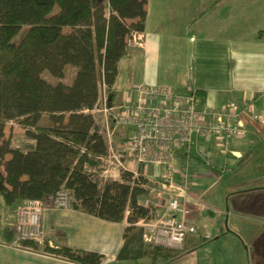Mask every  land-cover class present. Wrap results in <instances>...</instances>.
<instances>
[{"label":"crops","instance_id":"crops-1","mask_svg":"<svg viewBox=\"0 0 264 264\" xmlns=\"http://www.w3.org/2000/svg\"><path fill=\"white\" fill-rule=\"evenodd\" d=\"M145 1L142 44L128 49L118 64L113 105L135 99L141 86L167 87L203 92L205 102L200 105L216 110L230 102H253L264 121V0ZM126 131L125 140L131 133ZM263 132L264 124L248 123L246 137L230 143L226 152L215 141L194 147L191 160L197 184L186 206L190 223L200 232L188 237L184 251L167 264H264V184L245 185L246 179L237 177L244 159L264 143ZM31 144L28 150L34 148L33 140ZM200 148L209 154L211 166L199 156ZM152 175L150 166L146 197L151 196L149 207L163 214L168 201L161 195L166 192L160 182L149 183ZM44 203L48 248L98 253L104 257L101 264H150L148 259L117 260L126 219L109 223L73 209L58 210L51 198ZM0 211L6 213L5 220L0 219L2 245L14 240L17 219L7 214L12 212L7 208ZM30 249L20 252L0 246V264H77L45 246Z\"/></svg>","mask_w":264,"mask_h":264},{"label":"trees","instance_id":"trees-1","mask_svg":"<svg viewBox=\"0 0 264 264\" xmlns=\"http://www.w3.org/2000/svg\"><path fill=\"white\" fill-rule=\"evenodd\" d=\"M146 18L145 0H0V207L14 211L25 201L44 202L65 189L73 197L71 209L109 223L127 220L118 261L167 264L179 254L144 243L136 227L153 218V209L139 204L146 198L142 185L147 180H133L125 172L121 182L99 184L89 171L101 170L99 158L107 155L90 113L100 85L113 105L118 64L128 53L130 36L144 33ZM24 27L27 32L16 42ZM68 66L77 69L71 86L42 78L47 71L63 79ZM196 95L205 102V93ZM44 117L49 126L39 125ZM11 121L27 129L35 142L32 150L13 149L4 139ZM48 241L45 249L77 264L104 259L65 246L50 249Z\"/></svg>","mask_w":264,"mask_h":264},{"label":"built area","instance_id":"built-area-1","mask_svg":"<svg viewBox=\"0 0 264 264\" xmlns=\"http://www.w3.org/2000/svg\"><path fill=\"white\" fill-rule=\"evenodd\" d=\"M141 44L139 33H133L127 41L128 49ZM101 87L106 119L102 123L104 133L99 132L106 143L107 155L99 160L109 168L105 173L116 181L121 174L129 172L133 180H137L148 177L147 172L150 166L153 167L149 183L162 184L168 206L160 218L140 220L136 227L142 230L145 243L172 251L181 250L188 237L200 232L198 226L190 223L186 206L197 184L191 160L194 147L200 142L215 141L226 152L230 143L246 137L248 123L264 124V121L253 102H230L216 110L201 106L195 92L147 85L135 91V99L109 106L106 87L104 84ZM117 129L131 133L124 143L116 146L114 133ZM199 156L207 166H211L205 149H199ZM129 161L136 165L135 170H128ZM50 198L56 209H71L73 197L69 191L63 189ZM149 205V199L145 200L143 206L148 208ZM45 211L44 202H23L18 207L14 240L0 246L20 252L32 251L26 242L44 246L46 233L42 222Z\"/></svg>","mask_w":264,"mask_h":264},{"label":"rangeland","instance_id":"rangeland-1","mask_svg":"<svg viewBox=\"0 0 264 264\" xmlns=\"http://www.w3.org/2000/svg\"><path fill=\"white\" fill-rule=\"evenodd\" d=\"M108 13V12H107ZM27 28H23L19 34L17 35L15 41L19 42L21 41V39L24 37L25 33L27 32ZM77 69L69 66L66 69L65 72V76L63 79H56L53 78L47 71H45L42 74V78L52 84V85H56L59 83H62L66 86H71ZM115 105H119L118 103ZM103 87H101L100 85V101L98 102L97 106L95 107L94 110H92L90 113L92 114V116L95 119V122L99 128V131H103L104 133V128H102V123L103 121L106 119V115L103 111ZM49 121L47 117L42 118L41 122H40V126H49ZM29 129H32V127H29ZM26 131L27 129L24 128L18 121H12L9 122L7 124V126L5 127L4 130V139L6 141H10L11 143V147L13 149H21L24 151H27L28 149H31V139H29L26 136ZM264 133V132H263ZM128 132L125 129H117L115 130L114 133V141H116L117 143H123L125 142V138L127 137ZM105 137V136H104ZM130 161L127 163V168L128 170H135L136 169V165H130ZM3 171V169H2ZM94 176V180L97 181L99 184H103L105 181H114L113 179L109 178V173H105L106 171H109V168H107V166L102 165L101 170H89ZM141 173H142V169H140ZM118 173H116L115 175H117ZM122 175V174H121ZM121 175L119 178L116 179V181L121 182ZM243 177L244 179H246V181L244 182L245 185H258V184H264V143L261 145V147H259L258 149H256V151H254L253 154H251L250 158H245L243 161V165L240 167L239 169V173L237 174V177ZM145 180L146 178L143 177ZM162 197H166L167 196L164 194L163 195V190H162V195H161V199ZM147 198H151V196H148L144 199ZM162 210V208H160ZM159 209V210H160ZM6 213L3 214V211H0V219L1 220H5V215ZM9 216L11 217H15V220L17 219L18 216V208L15 209L12 212L7 213ZM7 215V216H8ZM162 216L161 212H156L155 209L153 211V219L156 218H160ZM16 227V225L14 226V228ZM199 234V233H198ZM50 237V236H49ZM49 237H46V240L49 239ZM189 239H187L188 241ZM186 241V242H187ZM46 243V241H45ZM145 243V242H144ZM147 244V243H146ZM149 244V243H148ZM35 245V244H34ZM153 245V244H151ZM185 245V243H184ZM183 245V246H184ZM156 246V245H155ZM186 246V245H185ZM185 249V247H184ZM184 249L182 250H177L175 251L176 253H178L179 255L184 251ZM178 255V256H179Z\"/></svg>","mask_w":264,"mask_h":264}]
</instances>
